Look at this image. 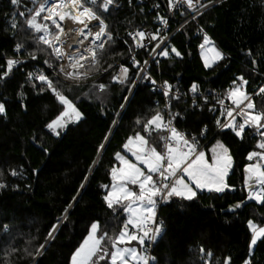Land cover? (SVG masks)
Returning a JSON list of instances; mask_svg holds the SVG:
<instances>
[{
	"label": "snow or ice",
	"instance_id": "snow-or-ice-1",
	"mask_svg": "<svg viewBox=\"0 0 264 264\" xmlns=\"http://www.w3.org/2000/svg\"><path fill=\"white\" fill-rule=\"evenodd\" d=\"M30 3L31 7L25 4L20 10L17 6L21 0H8L12 12L3 30L13 38L18 34L21 38L16 39L12 47L14 55L0 56L3 60L0 64V81H6L17 67L26 62L20 58L22 52L26 60L37 64L40 63V56H44L41 67H34L26 73L25 84L20 85L16 95L24 110L23 89L26 86L31 87L37 95H52L62 110L44 127L54 136H60L69 124H77L84 119L83 112L69 97V93L88 89L83 94L95 96L99 100L110 91L111 86L119 85L121 91L117 116L131 103L141 78L150 81L153 91L162 92L164 97L163 106L157 103L155 107L134 114L130 131L122 140L119 150L113 154V159L118 163L108 169L111 184L99 185L104 192L101 200L111 213L106 223L114 221L115 226L109 232L98 219L92 220L83 239L71 252L68 264H160L161 258L149 251L163 239L167 231L164 220L158 217V208L173 198L181 202H194L201 193L223 194L234 190L228 179L234 165L229 147L221 140H216L212 148L208 149L212 154L211 159H207L206 152L201 150L200 139L208 134V125L205 124L198 134L191 136L180 131L174 121L181 118V114L171 111L172 101L180 100L179 89L174 91L173 85L166 80L157 88V82L150 73L149 59L142 63L136 59L137 50L149 47L151 51L147 55L157 65L159 57L182 55L169 41L166 32L168 18L157 11L154 20L162 27L154 33L138 27L125 29V35L131 39V43L125 39L127 53H117L112 52V46L117 44L118 34L110 30L106 16L122 8L120 0H30ZM131 3L132 0H128V4ZM166 3L169 13L184 9L180 12L181 16L188 15L190 19L196 20L206 9L216 6L219 0H166ZM259 3L264 9V0H259ZM154 6L157 9L160 7L159 4ZM127 23L130 26L132 24L131 21ZM183 28L184 25H180L177 31ZM198 33L203 36L199 45L200 58L207 70L217 62H222L225 55L203 28H199ZM146 40L155 43L150 45L145 43ZM109 52H112L113 63L104 67L102 61ZM244 55L251 63L248 74L264 77V72L259 71L264 51L254 55L249 49ZM257 55L260 59L256 58ZM116 57L128 63L117 62ZM132 70H135L137 79L132 78ZM110 71L112 74L108 82H100ZM248 83L245 75L235 76L224 90L223 98L212 93L215 104H209L208 96L200 93L199 85L195 82L184 94L192 95L193 107L196 106L197 98L209 104V112L215 113L219 106L220 115L214 121L217 132L228 130L240 141L246 135L255 139L253 150L248 151L245 157L248 163L243 167V190L246 195L234 205H229V211L240 209L246 201L264 206V84L249 92ZM226 101L230 103L226 104ZM6 116V103L0 101V117ZM119 126L118 119H113L109 131L96 148L97 155H102L111 135ZM44 151L47 152V149ZM96 165L94 159L89 168L94 169ZM32 172L35 174L37 170L33 169ZM3 175L4 172L0 170V176ZM8 175L17 176V169H9ZM86 180L87 175L77 188V195L72 197L61 216L51 224L43 242L36 244L37 238L29 236L21 246H17L15 241L22 234L12 235L8 224L0 226V232L8 236L0 255V264H28V261L39 264L37 258L47 251L60 227L67 222L68 213L74 202L78 201ZM7 187V183L0 180V189ZM247 228V252L251 257L258 242L264 240V226L248 219ZM189 251L199 254V264H210L212 251L206 250L199 242L194 248L190 245ZM13 257H16L15 261ZM230 259L225 256L223 264H230ZM164 264H173V261L167 258ZM243 264L252 262L246 257Z\"/></svg>",
	"mask_w": 264,
	"mask_h": 264
},
{
	"label": "trees",
	"instance_id": "trees-1",
	"mask_svg": "<svg viewBox=\"0 0 264 264\" xmlns=\"http://www.w3.org/2000/svg\"><path fill=\"white\" fill-rule=\"evenodd\" d=\"M120 1L123 3L122 8L106 16V19L110 30L118 34L119 46L114 44L112 52L127 53L125 29L150 23L153 12L143 5L158 1L165 8L166 0H147L143 4L132 0L131 5L128 0ZM25 4L31 7L30 0H21L17 7L23 10ZM11 12L8 0H0V56L14 55L12 47L15 40L21 38L20 34L13 38L3 30L11 18ZM182 17L175 18V22ZM128 21L132 22L131 26ZM199 28L207 32L215 46L225 55L222 62H217L207 70L198 51L203 39L202 34L198 33ZM170 43L182 55L162 58L159 65L152 61L149 66L150 71L162 81L179 80L186 90L193 82L199 85V90H221L228 87L235 76L243 74L249 81L248 91L252 92L264 80L259 75L248 74L251 63L244 55L249 49L254 55L264 51V9L259 0H219L216 6L206 9L201 17L190 19L184 24L183 30L176 31ZM148 51H143L142 57L147 56ZM112 52L104 56V67L113 63ZM21 55L25 56L23 52ZM256 58L260 59L258 55ZM43 60L44 56L41 55L40 62ZM115 60L118 62L120 57ZM123 62L128 63L126 60ZM34 67H41V64L27 60L6 81H0V101L5 102L7 108V116L0 117V170L4 172L0 180L8 185L0 189V226L8 224L12 235L22 234L15 241L17 246H21L29 236L37 238L36 244L43 242L51 224L56 222L63 208L77 195V188L87 175L85 187L68 213L67 222L60 227L47 251L37 258L39 264H68L71 252L83 239L92 220L98 219L109 232L115 226L114 221L106 223L111 213L101 200L104 192L99 185L111 184L108 169L117 163L113 159L114 152L119 150L122 140L130 131L134 114L155 107L157 94L149 86L139 83L131 103L117 116L121 91L119 85L111 86L110 91L99 100L95 96L84 95L88 89L69 93V97L83 112L84 119L77 124H69L60 136H54L44 127L62 110L52 95H37L31 87L26 86L23 89L26 110L21 109L20 98L16 95L20 85L25 84L26 73ZM259 71L264 72V59H260ZM111 74L110 71L100 82H108ZM132 78H136L135 70H132ZM171 108L173 112L181 114V118L176 120L177 127L188 134H198L201 127L208 125V134L204 139H211L205 149L215 140H221L229 147L234 165L228 179L234 190L223 194L201 193L194 202H181L173 198L161 205L158 217L164 220L167 231L150 253L161 258L160 264H164L167 258L173 264H199V254L189 251L190 245L194 248L199 242L206 250L212 251L210 264H223L225 256L231 258L230 264H243L246 257L252 264H264V240L258 242L251 257L247 252V220L252 219L257 225H263L264 206L246 201L236 211H223L246 195L243 190V167L248 163L245 157L248 151L253 150L255 139L246 135L240 141L228 130L217 132L214 121L219 115L210 114L204 106L193 107L189 100L172 101ZM113 119H118L120 126L111 135L102 155H97L96 148L109 131ZM94 159L97 165L90 169L89 165ZM13 168L18 171L15 177L8 175V170ZM33 169L37 170L35 174ZM13 185L16 187L13 188ZM7 241V234L0 232V255Z\"/></svg>",
	"mask_w": 264,
	"mask_h": 264
},
{
	"label": "built area",
	"instance_id": "built-area-1",
	"mask_svg": "<svg viewBox=\"0 0 264 264\" xmlns=\"http://www.w3.org/2000/svg\"><path fill=\"white\" fill-rule=\"evenodd\" d=\"M146 1H147V0H137V2H138L139 4H143V3L146 2ZM120 3L123 4L121 1H120ZM156 4H159V6H160L158 9L154 6V5H156ZM143 6L146 7L148 10H150V11L153 12V18H152V20H151L150 23H148V24H146V25L138 26V28H140V29H144V30H146V31H148V32H153V33H154V32L156 31L157 28L162 27L157 21L154 20V17L156 16L157 11H159L160 14H161L162 16H165V17L168 18V25H167V27H166V32H167V34H168V36H169V41H170L172 35H173V34L177 31V29L180 27V25H184V24H185V23H184L185 20H187V21L190 20V17H189L188 15H185V16H183L181 19H178V21L175 22V18L181 17L180 12L183 11L184 9H181V10H175V11L169 13L168 8H167V3H166V7H165V8H162L161 5H160V3H159L158 1H157V2H147V4H146V5H143ZM130 30H131V29H130ZM127 38H128V37H127ZM128 40H129V43H131V39L128 38ZM145 43H148V44L151 45V44H154L155 42H152V41H150V40H146ZM199 45H200V44H199ZM199 45H198V51H200ZM148 50L151 51V48L149 47V48H147V49L137 50L136 59L140 60L141 63H142L145 59H149L150 62L154 61V62L156 63V61H155V60H152L150 57H148V55L145 56V57H142L141 53H142L143 51H148ZM20 58H21V59H25V61H27L26 58H25V56H22L21 54H20ZM162 58H163V57H159L158 59L160 60V59H162ZM118 62H123V61L119 60ZM40 64H41V66H42V65H43V61H41ZM156 64H157V63H156ZM149 66H150V64H149ZM149 69H150V68H149ZM49 71H50V70H49ZM50 72H51V71H50ZM150 73H151L152 79H154V80L157 82V88H159V86L162 84L163 81L160 80V79H158V78H157V77H156L151 71H150ZM135 79H137V77H136ZM168 82H169L171 85H173V90H174V91H175V89H177V88L179 89V92H180V94H181L180 99H182V100H189L191 106H193V105H192V101H193V97H192V95H191V94H189V95H184L185 93L188 92V90L184 89V88L180 85L179 80H173V81H168ZM263 83H264V80L261 82V84H263ZM140 84H144V85L149 86V87L151 88V90L153 91V88H152V85H151L150 81H145V80H143V79L141 78V82H140ZM261 84H260V85H261ZM227 88H228V87H226L225 89H227ZM225 89H221V90H220V89H214V90H199V91H200V93L206 94V95L208 96L209 104H215V100H214V98H213L212 93H215V95H216L217 97H219V98H223V92H224ZM154 92L157 94V98H155L154 103L157 104V103L159 102V103H160V106H163V104H164V97H163V95H162V92H160V91H154ZM228 103H230V102L226 101V104H228ZM209 104H204V102H203L202 100H200L199 98H197V100H196V106H197V107L204 106V107L206 108L207 111H208V108H209ZM171 111H172V108H171ZM172 112H173V111H172ZM208 112H209V111H208ZM210 114H212V115H214V114H218V115H220L219 106H217V111H216L215 113L210 112ZM174 123H175V126L177 127L176 120L174 121ZM177 128H178V127H177ZM178 129H179V128H178ZM179 130L182 131L181 129H179ZM183 132H184V131H183ZM188 135L191 136L192 134H188ZM204 138H205V137H203V138L200 139L201 150H204V149H205L206 145L208 144L209 140L211 139V137L206 138V139H204ZM202 139H203V140H202ZM149 251H151V249H150Z\"/></svg>",
	"mask_w": 264,
	"mask_h": 264
},
{
	"label": "rangeland",
	"instance_id": "rangeland-1",
	"mask_svg": "<svg viewBox=\"0 0 264 264\" xmlns=\"http://www.w3.org/2000/svg\"><path fill=\"white\" fill-rule=\"evenodd\" d=\"M215 45V44H214ZM169 51H170V49H169ZM172 55H174V54H171L170 56H172ZM199 56H200V51H199ZM163 58H165V57H163ZM201 59V58H200ZM202 61V60H201ZM202 63H203V61H202ZM215 142H216V140L215 141H213L212 142V144H210L206 149H204L203 151H205L206 152V158L207 159H211V152H209L208 151V149H210V148H212V146H213V144H215ZM118 163V162H117Z\"/></svg>",
	"mask_w": 264,
	"mask_h": 264
},
{
	"label": "water",
	"instance_id": "water-1",
	"mask_svg": "<svg viewBox=\"0 0 264 264\" xmlns=\"http://www.w3.org/2000/svg\"><path fill=\"white\" fill-rule=\"evenodd\" d=\"M235 203H237V202H234L233 204H230V205H234ZM228 209H229V205L226 208H224L223 211H225V212H233V211H229Z\"/></svg>",
	"mask_w": 264,
	"mask_h": 264
},
{
	"label": "crops",
	"instance_id": "crops-1",
	"mask_svg": "<svg viewBox=\"0 0 264 264\" xmlns=\"http://www.w3.org/2000/svg\"><path fill=\"white\" fill-rule=\"evenodd\" d=\"M260 226H264V224L263 225H260Z\"/></svg>",
	"mask_w": 264,
	"mask_h": 264
}]
</instances>
